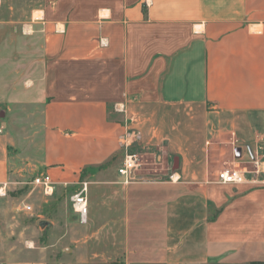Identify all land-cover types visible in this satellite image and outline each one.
<instances>
[{"label":"crops","instance_id":"0c3cea01","mask_svg":"<svg viewBox=\"0 0 264 264\" xmlns=\"http://www.w3.org/2000/svg\"><path fill=\"white\" fill-rule=\"evenodd\" d=\"M0 92L6 112L40 97L38 172L72 187L114 166L125 264H264V184L216 181L264 163V0H38L0 18ZM9 145L0 119V183ZM126 149L160 170L123 182Z\"/></svg>","mask_w":264,"mask_h":264},{"label":"rangeland","instance_id":"374dc122","mask_svg":"<svg viewBox=\"0 0 264 264\" xmlns=\"http://www.w3.org/2000/svg\"><path fill=\"white\" fill-rule=\"evenodd\" d=\"M37 1L2 0L0 18L25 19ZM9 6L13 7L14 14H10ZM13 78L22 85V77ZM18 95L19 99L10 101L12 107L7 112L8 102L0 95V112H3L0 119L5 121L10 141L11 179L21 182L11 185L4 195H0V203L7 206L6 209L0 208V232L1 225L5 231L8 224V233H4L8 240L0 239V249L5 246V253L8 251L6 254L11 259H24L21 255L30 260L42 257L47 264H125L122 255L121 191L117 186L103 184L116 179L114 166L104 171V167L88 170L81 175V180L87 182L86 222L80 221L70 202V195L78 186L57 185L49 196L33 188L28 183L38 173L40 165L42 103L37 92H27L23 96L18 92ZM238 146L244 147L242 143ZM141 157L148 172L160 170L150 165L149 156ZM251 168L250 165L244 166V169ZM27 204L32 206V211H24L23 206ZM38 219L47 220L50 225L39 226Z\"/></svg>","mask_w":264,"mask_h":264},{"label":"built area","instance_id":"2783aa9c","mask_svg":"<svg viewBox=\"0 0 264 264\" xmlns=\"http://www.w3.org/2000/svg\"><path fill=\"white\" fill-rule=\"evenodd\" d=\"M138 136H135L137 138ZM123 146L127 147V145L122 142ZM142 165V161L140 159V155L136 151H130L126 149L124 154L116 167V172L118 175L122 177L123 182L137 180V170ZM216 181L222 184L226 183H243V182H255L264 184V163L261 167L257 166L255 163V167L251 169H243L239 170L236 168H223L216 175ZM21 182L18 181H10L5 183H0V195H4L6 190L9 189L10 185H17ZM32 185L33 188H38L45 196H49L53 193L54 189L57 185H61V183H56L53 181L51 176L44 172L40 171L35 174L31 181L28 183ZM62 185H66L65 183ZM78 186L70 195V202L72 209L77 213L81 222H86L87 214H88V203L85 192L87 190V182L80 181L75 184ZM72 186L70 188H74ZM24 211H32V206L30 204L23 206Z\"/></svg>","mask_w":264,"mask_h":264},{"label":"water","instance_id":"95a60500","mask_svg":"<svg viewBox=\"0 0 264 264\" xmlns=\"http://www.w3.org/2000/svg\"><path fill=\"white\" fill-rule=\"evenodd\" d=\"M2 113V115H3V112H1ZM235 154H236V157H239V148H236V150H235ZM50 225V222L49 221H47V220H41L40 222H39V226H42V227H45V226H49Z\"/></svg>","mask_w":264,"mask_h":264}]
</instances>
